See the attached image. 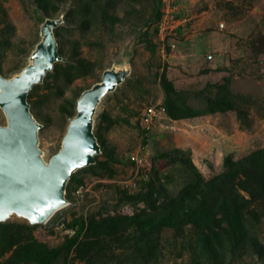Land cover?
<instances>
[{"label":"rangeland","instance_id":"obj_1","mask_svg":"<svg viewBox=\"0 0 264 264\" xmlns=\"http://www.w3.org/2000/svg\"><path fill=\"white\" fill-rule=\"evenodd\" d=\"M70 2L62 0L53 18L63 16ZM149 3L127 0L118 4L116 14L123 21L112 30L101 24L80 30L79 19H66L59 38L63 55L77 44L79 57L94 63L95 70L74 80L61 95L52 79H48L50 88L41 87L32 97V101L42 100L36 119L42 125L38 146L47 162L60 149L66 133L70 117L65 110L76 113L78 96L101 81L105 70L119 65L128 67L124 81L116 92L101 101L95 114L98 117L105 112L114 121L104 131V138L118 159L113 166L115 176L108 179L83 175L82 187L71 192L68 204L33 230L34 237L49 248L60 246L66 237L72 236L74 230L65 225L73 218L87 221L90 216L98 220L115 213L131 215V206L117 207V203L123 190L139 193L142 179L158 177L170 194H176L186 182L187 171L168 157L156 161V169L151 173L153 158L162 153L172 156L175 150L189 151V158L207 179L223 171L227 155L236 160L264 147V0H161L162 17L156 23L157 33L150 28L153 52L139 36L144 30L143 22L151 14ZM41 25L32 0H0L2 76L13 77L28 64L40 41ZM163 73L177 91L193 92L208 84H222L229 77L230 90L249 102V127H241L234 112L180 121L169 119L164 112L145 126L141 115L146 108L163 101ZM5 124L0 110V125ZM131 155L139 159L138 166L130 163ZM98 159L104 160L102 156ZM133 179L137 180L135 185ZM9 222L28 223L16 216ZM254 230L264 247V216ZM188 236L190 233L185 232L175 238L172 230H164L158 259L149 264H189L190 250L184 242ZM127 249H114L112 255L118 258L111 264H135L130 248ZM72 258L71 254L60 263L91 264ZM234 264L264 262L243 257Z\"/></svg>","mask_w":264,"mask_h":264},{"label":"trees","instance_id":"obj_2","mask_svg":"<svg viewBox=\"0 0 264 264\" xmlns=\"http://www.w3.org/2000/svg\"><path fill=\"white\" fill-rule=\"evenodd\" d=\"M70 1L71 6L64 13L63 22L53 30L58 54L63 60L54 64L42 84L34 85L27 97L35 119L38 118L37 110L42 100L32 101V97L39 88H50L48 79H52L57 93L61 95L74 80L91 75L96 67L94 63L79 57L77 44L66 56L63 55L59 41L62 24L66 19L76 17L80 30L99 24L112 30L123 21L116 14V7L127 0ZM147 1L152 7L151 14L143 22L144 30L139 36L146 48L153 52L150 28H153L154 34L157 33L156 23L162 17L161 0ZM32 2L41 22L59 18H53V15L57 14L62 0ZM229 82V77H226L222 84H208L199 91H177L163 73L160 77L164 94L161 106L173 121L234 112L241 127L248 128L249 102L244 96L234 94ZM58 83L61 85L58 86ZM65 111L70 119L75 116L74 112ZM113 123L105 112L94 118L93 132L101 153L95 156L94 165L70 176L66 185V199H70L72 191L82 187L85 174L114 178L113 166L118 159L115 150L107 146L104 138V131L109 130ZM100 156L104 158L103 161H99ZM168 157L170 162L182 164L187 171L186 182L176 194H170L158 177L151 176L147 181L142 179L139 193L128 194L123 190L117 203V207L123 204L131 206L134 210L131 215L115 213L98 220L90 216L87 221L82 217L73 218L65 228L74 230V233L56 248H49L34 237L33 230L38 225L10 223L9 220L0 223V264H62L60 260H66L71 254L73 261L111 264L118 258L112 255L116 248H130L135 264H149L158 259L160 237L166 229L172 230L175 238L183 236L185 232L190 233L188 241H184L190 250L189 264H234L243 257L264 262V247L254 230L264 216V147L236 160L227 155L223 161V171L207 179L189 158V151L181 150L173 151L172 156L162 153L154 157L151 173L156 169V161ZM136 181L134 179V183ZM140 204L143 206L139 207Z\"/></svg>","mask_w":264,"mask_h":264},{"label":"water","instance_id":"obj_3","mask_svg":"<svg viewBox=\"0 0 264 264\" xmlns=\"http://www.w3.org/2000/svg\"><path fill=\"white\" fill-rule=\"evenodd\" d=\"M62 22V15L44 19L28 64L13 77L0 73V110L6 121L0 125V215L4 217L0 223L16 216L30 225H42L68 204L65 194L70 176L94 165L101 153L93 132L97 107L127 76L126 65L113 66L103 72L101 81L80 94L60 149L44 161L38 146L42 125L30 112L27 97L63 60L53 33Z\"/></svg>","mask_w":264,"mask_h":264},{"label":"built area","instance_id":"obj_4","mask_svg":"<svg viewBox=\"0 0 264 264\" xmlns=\"http://www.w3.org/2000/svg\"><path fill=\"white\" fill-rule=\"evenodd\" d=\"M164 112V108L161 106V104L149 106L141 115V121L145 126H148L155 118H158L159 116H161V114H164ZM129 161L130 163L135 164L136 166H138L140 162L137 156L133 155L129 157ZM133 184L135 185L134 179Z\"/></svg>","mask_w":264,"mask_h":264},{"label":"snow or ice","instance_id":"obj_5","mask_svg":"<svg viewBox=\"0 0 264 264\" xmlns=\"http://www.w3.org/2000/svg\"><path fill=\"white\" fill-rule=\"evenodd\" d=\"M4 217L2 215H0V219H3Z\"/></svg>","mask_w":264,"mask_h":264}]
</instances>
